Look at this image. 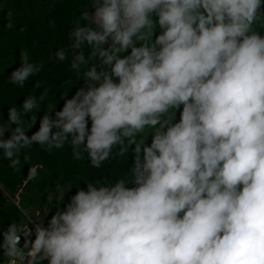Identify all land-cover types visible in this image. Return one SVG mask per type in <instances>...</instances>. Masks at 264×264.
<instances>
[{
	"label": "clouds",
	"instance_id": "obj_1",
	"mask_svg": "<svg viewBox=\"0 0 264 264\" xmlns=\"http://www.w3.org/2000/svg\"><path fill=\"white\" fill-rule=\"evenodd\" d=\"M91 7L83 16L95 27H78L73 47L92 45L103 69L88 68L85 86L31 136L22 113L37 98L10 108L0 149L11 160L33 143L69 141L99 168L127 141L129 179L87 183L47 225L11 223L5 264H264V31L254 30L264 0ZM86 63L83 52L73 56V68ZM37 71L23 53L10 81L23 85Z\"/></svg>",
	"mask_w": 264,
	"mask_h": 264
},
{
	"label": "trees",
	"instance_id": "obj_2",
	"mask_svg": "<svg viewBox=\"0 0 264 264\" xmlns=\"http://www.w3.org/2000/svg\"><path fill=\"white\" fill-rule=\"evenodd\" d=\"M94 11L91 0H0V125L8 123L10 108L21 110L25 98L35 96L37 107L27 115L22 113V126L31 136L39 129L43 115H53L61 110L65 99L85 86L83 74L88 68L95 65L98 71L103 69L99 57L92 56V45L85 41L79 48L73 47L76 39L73 34L78 27H95L83 16L85 12L91 16ZM62 49L67 53L65 60L57 57V52ZM79 52H83L87 63L75 69L72 59ZM23 53H27L28 61L39 67V71L20 85L12 83L10 76L20 67ZM33 115L37 117L35 124L31 120ZM88 127L91 128V120ZM8 136L10 133H6L5 138ZM137 141L143 142L139 136ZM78 151L79 157L69 141L61 148L33 143L17 151L9 160L4 158L3 149H0V183L12 190L24 173L38 164L41 169L36 180H40V184L35 182L33 194L45 199L63 189L59 203L62 209L79 188L87 189V183H115L116 180L129 179L135 144L125 141L124 145L114 146L110 157L99 168L92 166L86 152ZM56 203L53 201L52 205ZM11 223L32 225L17 205L6 200L0 188V243L3 242V231ZM6 259L0 248V264ZM47 263L45 260L44 264Z\"/></svg>",
	"mask_w": 264,
	"mask_h": 264
},
{
	"label": "rangeland",
	"instance_id": "obj_3",
	"mask_svg": "<svg viewBox=\"0 0 264 264\" xmlns=\"http://www.w3.org/2000/svg\"><path fill=\"white\" fill-rule=\"evenodd\" d=\"M254 30L264 31V25L258 22L256 25H254ZM138 136L143 142H147L148 137L146 135L140 134ZM150 142L151 137H149V143ZM33 169H35L34 174L32 172ZM40 169V165L34 164L31 169L24 173V176L14 189H7L1 183L0 188L1 193L4 195L6 200L9 203H14L23 211L24 218L28 220L29 223L34 224L45 222V225H47V221L52 215L55 214L56 209L60 207L59 203L63 197V189L55 191L52 195H48V197L45 199H40L35 196V194H33V187L35 182L40 184V180H36L38 178ZM53 201H56L57 203L52 205ZM64 208H62V210ZM5 261H3L1 264H5Z\"/></svg>",
	"mask_w": 264,
	"mask_h": 264
},
{
	"label": "built area",
	"instance_id": "obj_4",
	"mask_svg": "<svg viewBox=\"0 0 264 264\" xmlns=\"http://www.w3.org/2000/svg\"><path fill=\"white\" fill-rule=\"evenodd\" d=\"M26 226L31 227V226H29V225H26ZM21 243H23V237L21 238Z\"/></svg>",
	"mask_w": 264,
	"mask_h": 264
}]
</instances>
